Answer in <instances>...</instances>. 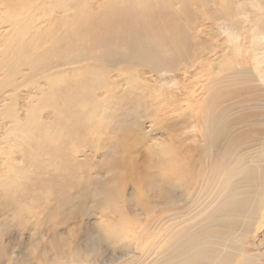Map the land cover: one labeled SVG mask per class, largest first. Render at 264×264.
<instances>
[{
  "label": "rangeland",
  "instance_id": "374dc122",
  "mask_svg": "<svg viewBox=\"0 0 264 264\" xmlns=\"http://www.w3.org/2000/svg\"><path fill=\"white\" fill-rule=\"evenodd\" d=\"M126 1L134 3V11L145 25L164 35L176 32L179 19H188L186 16L191 21L187 28H193L194 33L201 21L203 27H212L196 34L202 46L193 42L185 50L183 60L198 57V63L192 67L185 60L181 64L183 71L179 68L173 70L174 74L171 71L163 75V70L124 56L113 59L94 54L95 36L98 30L103 34L109 22L105 16L110 0H78L75 14L63 9L48 15L37 13L33 28L17 23L26 10L10 17L7 8L14 7L13 2L0 0V178L5 179L0 183V228L4 229V243L10 249L18 242L23 247L37 229L47 234L55 227L64 233L80 225L78 238L79 229L72 228L66 234L45 235L36 240L32 253L37 264H52L61 255L88 249L87 240L97 232L99 220L100 227H112L122 233L123 239L130 238V243L120 240L116 246L111 245V240L110 244L96 242L101 250L100 264L148 263L146 240L151 221L147 215H159L165 207L163 200L155 198V191L145 194V181L150 178L145 180L141 172L156 159L152 155L153 140L161 142L164 136L174 134L172 140L187 142L188 119L180 113L203 97L198 85L203 79L195 81L194 67L207 70L205 67L215 54L212 48L221 43L224 48L223 37L219 42L213 41L215 21L208 16H194L195 8L205 5L212 10L220 0H186V4L183 0H118V7ZM147 2L149 7L144 11ZM241 2L245 4L247 0ZM82 9L84 15L79 13ZM19 30H27L28 47L24 62L12 69L6 66L10 50L7 46ZM45 53L46 64H35L34 59ZM184 67L193 76L185 77ZM168 76L173 79L171 82L165 80ZM255 97L247 96L249 100L239 107L231 101L224 104L225 116L235 123L233 129L248 125L264 128V107L245 109L258 103L264 106V91L258 90ZM195 145L200 148L201 142ZM249 147L253 145L249 143L241 151ZM216 155L217 151L213 156ZM130 163L134 166L132 171L127 166ZM158 169L160 166L155 165L152 172ZM154 182L158 185L151 179ZM45 190L52 193L47 202L39 197ZM139 190L143 195L137 198ZM151 203L158 209L146 211ZM260 243L249 234L243 249L252 254L264 253V244ZM126 250L130 253L126 254Z\"/></svg>",
  "mask_w": 264,
  "mask_h": 264
},
{
  "label": "bare ground",
  "instance_id": "6f19581e",
  "mask_svg": "<svg viewBox=\"0 0 264 264\" xmlns=\"http://www.w3.org/2000/svg\"><path fill=\"white\" fill-rule=\"evenodd\" d=\"M1 1L8 4L9 1L13 2L14 7L7 8L10 17L20 16L26 10V15L17 23L32 28L33 17L37 13L48 15L52 11L63 9L75 14L78 2ZM117 1L110 0L108 4V14L105 17L109 18V22L103 34L98 30L92 52L97 56L113 59L124 56L138 64L163 70V75L171 74V71L179 68L183 71L181 64L187 60H183L187 46L193 42L202 46L199 34H196L206 33L204 29L212 28L203 27L204 22L201 21L194 33L193 28H187L191 21L186 16L188 19L183 18V22L179 19L176 32L164 35L144 24L133 9V2L126 1L119 13L118 10L122 7H118ZM241 1H232L231 4L230 0H220L212 10L201 5L203 7L195 8L194 12L192 7L194 16H208L215 21L213 41L217 42L223 37L224 48L221 41L219 47L217 45L212 48L215 54L210 57L211 64L208 62L209 65L205 67L207 70H196L194 67L195 81H204L203 84L201 81L197 83L203 97L196 105H191L187 111L180 113L188 119L185 129L186 134H189L187 142L172 140L174 134L171 137L168 135V138L163 135L164 140L161 142L155 140L153 143L154 140H151L155 147L154 152H151L156 159L151 160V166L150 163L146 165L148 171L144 168L141 175L143 173L145 180L150 178L148 181L144 180L148 183L145 194L148 196L147 191H155V198L163 200L165 208L159 215L154 212L147 215L148 221H151L150 229L147 227V264H264V253L252 254L243 249L249 234L261 241L260 245L264 244V128L261 130L259 126L248 125L233 129V119L231 123L224 114L226 102L231 101L234 107H239L249 100L247 96L257 99L256 92L264 91V0H247L245 4ZM183 2L188 3L186 0ZM148 7L147 2L144 11ZM79 13L84 15L85 11L82 9ZM26 40L27 30H19L17 36L8 43L10 50L7 67L13 69L24 62L23 55L28 47ZM206 48L209 50L208 46ZM195 55L194 53L193 56ZM197 58L188 57V66L196 65ZM34 63L46 64V53L36 57ZM187 67H184L185 77L192 74ZM170 76L163 78L168 80ZM173 77L176 78L175 75ZM172 80L169 79L170 82ZM262 107L264 106L258 103L253 104L252 108L248 105L245 109L256 110ZM185 117H181L183 121ZM197 142H201L200 148L194 147ZM249 143L253 147L242 152V148ZM215 151L217 155L213 156ZM245 152L247 153L242 154ZM155 165H159L160 169L153 173ZM127 166L130 171L134 168L131 163ZM151 179L158 185L151 183ZM142 195L140 190L136 192L137 198ZM149 207L151 208L146 211L157 208L153 203ZM102 227L104 233L98 229L87 240L89 250L96 242L106 241L110 244L111 240L112 246H116L120 240L130 243V238L123 239L122 233L113 231L112 227ZM82 252L78 249L65 256L61 255L52 264H88L90 255H84L81 259ZM125 253L129 254L130 250ZM128 259L132 261L133 257Z\"/></svg>",
  "mask_w": 264,
  "mask_h": 264
},
{
  "label": "clouds",
  "instance_id": "9594fccd",
  "mask_svg": "<svg viewBox=\"0 0 264 264\" xmlns=\"http://www.w3.org/2000/svg\"><path fill=\"white\" fill-rule=\"evenodd\" d=\"M147 147V146H146ZM5 179L0 178V183H2ZM51 190H45L39 193L40 199L44 202H47L51 198ZM35 204L36 201L31 202ZM31 205H25V207H30ZM105 203L101 209V213L103 212V208ZM32 210H35L34 208ZM77 228L79 229L78 235L80 233V225H75L74 227H70L69 229ZM97 228L103 232L102 228L100 227V220L97 224ZM68 230L64 233H59L55 227L51 228L47 234H41L39 229L34 232L31 236V239L27 246H21V243H17L15 247L9 248V245L4 243V229L0 228V261H5L6 264H37V258L33 256L32 248L36 240H38L41 236L51 235L54 234L59 236L61 234H66ZM104 233V232H103ZM105 235V234H104ZM106 237V236H105ZM107 238V237H106ZM83 250V249H82ZM100 248L98 245H95L90 250H84L81 254V259L84 258V255H90V259L88 264H100V260L98 257L100 256Z\"/></svg>",
  "mask_w": 264,
  "mask_h": 264
}]
</instances>
